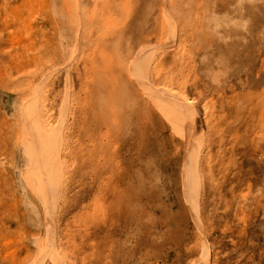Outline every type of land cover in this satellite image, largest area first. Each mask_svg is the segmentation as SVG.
<instances>
[{
    "label": "rangeland",
    "instance_id": "obj_1",
    "mask_svg": "<svg viewBox=\"0 0 264 264\" xmlns=\"http://www.w3.org/2000/svg\"><path fill=\"white\" fill-rule=\"evenodd\" d=\"M0 264H264V0H0Z\"/></svg>",
    "mask_w": 264,
    "mask_h": 264
},
{
    "label": "bare ground",
    "instance_id": "obj_2",
    "mask_svg": "<svg viewBox=\"0 0 264 264\" xmlns=\"http://www.w3.org/2000/svg\"><path fill=\"white\" fill-rule=\"evenodd\" d=\"M223 18H224V17H223ZM218 19H219V18H218ZM218 19H216V20L218 21ZM219 20H220V19H219ZM224 20H225V18H224ZM224 20H223V21H224ZM234 20H235V19H234ZM167 21H168V20H167ZM228 21L231 22L232 20H228ZM226 22H227V21H226ZM230 22H229V23H230ZM220 24H221V23H220ZM234 24H235V23H234ZM230 25H231V24H230ZM210 26H211V25H210ZM215 26H216V24H215ZM218 26H219V25H218ZM218 26H217V27H218ZM220 26H221V25H220ZM238 26H239V25H238ZM213 29H214V27H213ZM219 30H220V29H219ZM217 32H219V31H217ZM220 34H221V33H220ZM170 89H171V88H170ZM171 90H172V89H171ZM173 90H174V89H173ZM166 91H167V90H166ZM166 91H165V92H166ZM172 94H173V93H172ZM174 94H175V93H174ZM180 94H181V93H180ZM179 96H180V95H179ZM165 97H166V96H165ZM173 97H174V96H173ZM177 97H178V96H177ZM180 97H181V96H180ZM162 98H163V97H162ZM181 98H183V99L185 100L184 97H181ZM167 99H168V98H167ZM178 99H179V101H180V98H178ZM169 100H170V99H169ZM174 100H175V99H174ZM181 100H182V99H181ZM158 101H159V100H158ZM161 101H162V100H161ZM175 101H177V100H175ZM162 102H164V101H162ZM170 102H171V100H170ZM182 102H183V100H182ZM187 102H188V101H187ZM173 103H174V102H173ZM173 103L171 102V104H173ZM32 104H33V102H32ZM166 104H167V103H166ZM189 104H190V103H189ZM162 105H164V103H163ZM190 105H191V104H190ZM190 105H189V106H190ZM26 106H27V104H26ZM31 106H32V105H31ZM178 106H179V105H178ZM187 106H188V104H187ZM27 107H28V106H27ZM176 107H177V106H175L174 108H176ZM190 107H191V106H190ZM24 108H25V105H24ZM24 108H23V110H24ZM37 108H38V107H37ZM165 108H166V106H165ZM28 109H29V107H28ZM184 109H185V107H184ZM177 110H178V109H177ZM185 110H186V109H185ZM189 110H190V108H189ZM28 111H29V110H28ZM167 111H168V110H167ZM170 111H171V110H170ZM170 111H169V112H170ZM175 111H176V109H175ZM38 112H39V111H38ZM187 112L189 113V111H187ZM21 113H22V112H21ZM36 113H37V112H36ZM39 113H40V112H39ZM176 113H177V112H176ZM176 113H175V114H176ZM24 114H26L25 111H24ZM24 114H23V115H24ZM173 114H174V112H173ZM168 115L170 116V114H168ZM176 115H177V114H176ZM33 116H34V115H33ZM37 116H38V113H37ZM172 116H174V115H172ZM192 116H193V115H192ZM26 117L29 118L27 114L25 115L24 118H26ZM176 117L178 118V116H176ZM185 117H186V116H185ZM187 117H188V116H187ZM29 119H30V118H29ZM29 119H28V120H29ZM33 119H34V118H33ZM33 119H32V120H33ZM35 119H36V117H35ZM38 119H39V118H38ZM28 120H27V122H28ZM32 120H31V122H30V126H31V124H32V126H33ZM39 121H40V120H39ZM39 121H38V122H39ZM24 122H25V119H24ZM33 122H35V121H33ZM25 124H26V123H25ZM35 124H36V123H35ZM184 124H185V123H184ZM27 125H28V124H27ZM27 125H26V127H28ZM42 125H43V124H42ZM180 125H182V124H180ZM180 125H179V126H180ZM23 126H24V125H23ZM179 126H178V127H179ZM185 126H186V125H185ZM190 126H191V124H190ZM26 127H25V128H26ZM33 127H34V126H33ZM35 127H36V126H35ZM188 128H189V134H188V135L190 136V133L192 134L193 132L190 131V127H189V126H188ZM191 128H192V126H191ZM28 129H29V128H28ZM33 129H34V128H33ZM35 129H36V130H35V133H36V131H37L39 128H38V129L35 128ZM41 129H42V128H41ZM180 129H181V127H180ZM25 130H26V129H25ZM29 130H30V129H29ZM29 130H28L27 132H29ZM27 132H25V133H27ZM37 132H38V131H37ZM43 132H44V131H43ZM30 133H31V131H30ZM45 133H46V132H45ZM187 133H188V132H187ZM32 134L35 135L33 132H32ZM39 134H40V130H39ZM42 134H43V133H42ZM27 135H28V134H27ZM45 135H46V134H45ZM188 135H187V136H188ZM28 136H29V135H28ZM39 136H40V135L37 136V133H36L35 138H36V137H39ZM191 136H192V135H191ZM29 137H30V136H29ZM45 137H46V136H45ZM35 138H34L35 141H34L33 143L36 142V139H35ZM40 139H41V138H40ZM31 141H32V139H31ZM42 141H43V140H42ZM42 141H41V143H42ZM39 142H40V141H39ZM47 142H48V141H47ZM37 143H38V142H37ZM43 144H44V143H43ZM51 144H52V143H51ZM37 145H38V144H37ZM31 146H32V145H31ZM38 146H39V145H38ZM33 147H34V146H33ZM48 148H49V147H48ZM48 148H47V150H48ZM50 148H51V147H50ZM31 149H33V148H31ZM47 150H46V151H47ZM33 151H34V150H33ZM33 151H32V152H33ZM40 152H41V151H40ZM48 152H49V151H48ZM48 152H47V153H48ZM36 153H37V150H36ZM38 153H39V150H38ZM33 155H35L34 152H33ZM37 155H38V154H37ZM32 158H33V156H32ZM40 166H41V165H40Z\"/></svg>",
    "mask_w": 264,
    "mask_h": 264
}]
</instances>
